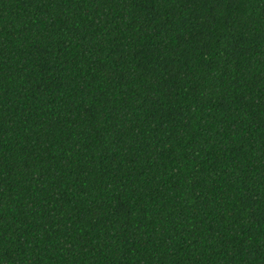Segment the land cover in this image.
Instances as JSON below:
<instances>
[{
    "label": "trees",
    "instance_id": "16d2710c",
    "mask_svg": "<svg viewBox=\"0 0 264 264\" xmlns=\"http://www.w3.org/2000/svg\"><path fill=\"white\" fill-rule=\"evenodd\" d=\"M0 264H264V0H0Z\"/></svg>",
    "mask_w": 264,
    "mask_h": 264
}]
</instances>
